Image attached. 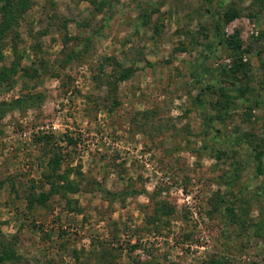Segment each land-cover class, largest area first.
I'll list each match as a JSON object with an SVG mask.
<instances>
[{"label": "rangeland", "instance_id": "374dc122", "mask_svg": "<svg viewBox=\"0 0 264 264\" xmlns=\"http://www.w3.org/2000/svg\"><path fill=\"white\" fill-rule=\"evenodd\" d=\"M8 3L0 264H264V0Z\"/></svg>", "mask_w": 264, "mask_h": 264}, {"label": "trees", "instance_id": "16d2710c", "mask_svg": "<svg viewBox=\"0 0 264 264\" xmlns=\"http://www.w3.org/2000/svg\"><path fill=\"white\" fill-rule=\"evenodd\" d=\"M17 6V4H15V7ZM14 7L13 4H7L5 7H0V14H1V21H0V25H6L8 23V20L10 19L9 18V15H6V11L8 10L9 12H11V9ZM222 17L224 18V21L225 22H228L230 21L232 18L236 17V13L235 11L232 10V12H228V11H225L223 12L222 14ZM216 28L219 30V26L216 25ZM232 44L233 45H238V40L236 38V36H233V39H232ZM18 104H23L21 102V100H18ZM253 157L255 159V170H256V173L259 174L261 173L262 171V167H261V154L258 152V151H254L253 153ZM57 159L56 158H52V159H48V161L46 163H48V165L50 163H52V166H51V171H53L55 168H57ZM63 177L60 176V179H62ZM47 181H50V180H47ZM50 185L52 186V182H49ZM54 186H58V184H56L54 182L53 184ZM53 187V186H52ZM55 188V187H54ZM56 190V189H55ZM57 191V190H56Z\"/></svg>", "mask_w": 264, "mask_h": 264}]
</instances>
